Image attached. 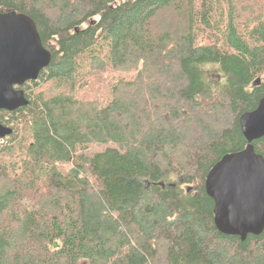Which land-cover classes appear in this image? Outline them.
I'll return each instance as SVG.
<instances>
[{"label":"trees","instance_id":"1","mask_svg":"<svg viewBox=\"0 0 264 264\" xmlns=\"http://www.w3.org/2000/svg\"><path fill=\"white\" fill-rule=\"evenodd\" d=\"M0 12L30 17L51 54L16 86L28 103L0 110L12 129L0 264H264V229L218 231L205 188L248 145L239 118L264 96V0H0ZM117 69L137 72L104 104L77 96ZM250 145L264 158V136Z\"/></svg>","mask_w":264,"mask_h":264},{"label":"water","instance_id":"2","mask_svg":"<svg viewBox=\"0 0 264 264\" xmlns=\"http://www.w3.org/2000/svg\"><path fill=\"white\" fill-rule=\"evenodd\" d=\"M50 59L30 17L0 12V110L12 111L28 103L16 86L35 80ZM239 125L248 145L218 161L206 177L205 188L214 202L217 230L244 240L264 229V158L250 145L264 136V96L240 116ZM11 132L0 122V138Z\"/></svg>","mask_w":264,"mask_h":264},{"label":"rangeland","instance_id":"3","mask_svg":"<svg viewBox=\"0 0 264 264\" xmlns=\"http://www.w3.org/2000/svg\"><path fill=\"white\" fill-rule=\"evenodd\" d=\"M105 70H110L106 68ZM137 70H122L117 69L113 71H106L98 79L94 80L93 83H90L88 86L79 89L80 98H85L87 101H96L101 106L108 99V92L111 84L120 81L131 79L136 74ZM208 78L211 82H219L222 78V74L216 70L209 72ZM77 91V90H76ZM104 146H91L90 150H101ZM3 185V183H2ZM186 187V185H184ZM191 187V186H190ZM79 264H85V261H81Z\"/></svg>","mask_w":264,"mask_h":264}]
</instances>
